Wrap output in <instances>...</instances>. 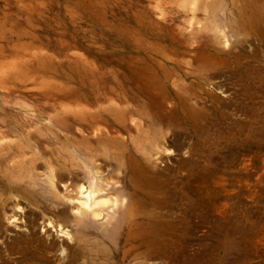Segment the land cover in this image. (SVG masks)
Masks as SVG:
<instances>
[{
    "label": "rangeland",
    "instance_id": "obj_1",
    "mask_svg": "<svg viewBox=\"0 0 264 264\" xmlns=\"http://www.w3.org/2000/svg\"><path fill=\"white\" fill-rule=\"evenodd\" d=\"M255 11L249 0H0V145L64 139L76 94L119 104L127 81L156 80L148 98L164 111L163 134L141 158L155 174L139 200L140 264H264Z\"/></svg>",
    "mask_w": 264,
    "mask_h": 264
},
{
    "label": "bare ground",
    "instance_id": "obj_2",
    "mask_svg": "<svg viewBox=\"0 0 264 264\" xmlns=\"http://www.w3.org/2000/svg\"><path fill=\"white\" fill-rule=\"evenodd\" d=\"M249 9L264 12V0H249ZM153 84L161 83L127 81L114 95L119 104L76 94L64 139L48 131L50 142L1 143L0 264H140L134 231L146 217L139 200L155 174L141 158L158 145L164 122L148 98Z\"/></svg>",
    "mask_w": 264,
    "mask_h": 264
}]
</instances>
